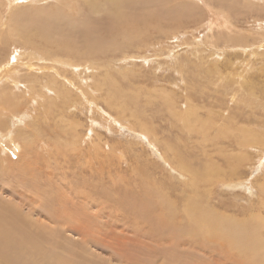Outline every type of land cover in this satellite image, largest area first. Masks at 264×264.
Returning a JSON list of instances; mask_svg holds the SVG:
<instances>
[{
	"label": "rangeland",
	"instance_id": "1",
	"mask_svg": "<svg viewBox=\"0 0 264 264\" xmlns=\"http://www.w3.org/2000/svg\"><path fill=\"white\" fill-rule=\"evenodd\" d=\"M73 1L61 12L75 27L51 32L50 40L55 49L62 37L77 49L86 39L98 44L91 46L98 54L83 65L33 57L24 46L13 52L1 43L0 62L4 54L12 59L0 63V88L10 85L3 89L20 110L5 117L0 133V166L7 179L0 181V204L14 205L45 236L57 230L59 245L44 249L75 263L239 264L244 253L197 231L188 212L194 201L192 208H210L216 217L249 227V236H264V38L262 28L242 22V5L264 16L261 1H235L230 15L235 28L221 32L216 27L224 19L214 0ZM60 4L0 0L2 22L8 24L11 6L53 11ZM209 9L218 12L213 28ZM3 34L16 40L9 29ZM40 73L57 78L65 88L59 92L67 94L51 118L41 104L57 100V94L43 99V92L34 93L39 104L25 100L28 87L45 81ZM0 95L1 110L6 101ZM45 123L52 127L48 132L41 131ZM14 169L24 170L25 181L35 187L17 182L10 175ZM133 198L149 206L140 210ZM50 209L65 220L50 219ZM159 216L166 228L153 230ZM173 249L181 255L170 259Z\"/></svg>",
	"mask_w": 264,
	"mask_h": 264
},
{
	"label": "bare ground",
	"instance_id": "2",
	"mask_svg": "<svg viewBox=\"0 0 264 264\" xmlns=\"http://www.w3.org/2000/svg\"><path fill=\"white\" fill-rule=\"evenodd\" d=\"M12 1L13 0H9V3H11ZM58 1H61V4L59 6L58 5L53 6V9H54L53 11H51V9H49V8L42 7V6L36 7L33 11H29V10H27V11L26 10L25 11H21V10H19L17 8L12 9V6H11L10 9H11V11L13 10V12L9 16L10 19H9L8 24L6 23L7 21L5 23L2 22L3 15L0 13V49H3L1 47V43L2 42L6 43L12 49L13 52L18 47H20V46L23 47L24 46L28 50L27 52L25 50V52L26 53H29V55L30 54L31 55H34L33 57H35V55H36V56H40V58L41 59H44V60H47V59L48 60H58L59 62L64 61L69 66H72V65H75V64H78L79 65L81 63L83 65L84 63H86L87 61H89L90 57H93V56L97 55L98 53H96V49H94L91 46H97L98 44L92 43L88 39H86L85 42H84V44H83L85 47H82L81 49H77L76 47H73L67 41L68 38H66V37H62V38H60L58 40V47H56V48H59V49H55V48L52 47V45H51L52 44V41L50 40L51 32H53V33L61 32L62 27L65 26V25H68V24H69L70 27H75L74 24L70 21L68 15H65V14H63L61 12L62 10H65L66 11L67 7L70 6L71 3L74 2V1L73 0H58ZM214 1L215 2L213 3V5L216 8L220 9V12L223 15V19H224L223 24H221V27H218V26L216 27V30L219 31V32H221L223 30H230V31H232V29L235 28V24L230 21V15L234 14V11H233L232 8L237 4V3H235V1L241 2V3L242 2H245V1H249V3H251V4H255V2H257V0H234V1H231L230 3H229V0H214ZM260 1H261L262 5H263V11L262 10H260V11L262 12V14H264V0H260ZM118 2L121 5V3H123V0H118ZM17 5H18V3H15L13 5V7H15ZM242 8H243L244 11H246V13L242 16V19H243L242 22L243 23H246V24H249L250 22H252V25H255V26L259 27V28H262L263 30L261 32H262V37L264 38V16L261 17L256 11H251L252 8L249 5H242ZM181 9H182V4H180V10ZM65 11H64V13H65ZM114 12H115V17H120L121 16V10L120 9L119 10H115ZM209 12H210V17H211L210 19L212 21V22L210 21V23H211L210 26L213 28L214 25H216V21L218 19V15H217L218 12L212 13V10H210V9H209ZM28 20H30V22L32 24H34L35 26H37V27H32L31 25H29ZM7 29H9L10 32H14L15 37H16V40L17 39L20 40V44L19 45H16V43H15L16 40H14V41L13 40H9L8 39L9 36H3L4 35L3 32L5 30H7ZM118 32H119V30H117L115 33H118ZM122 32H123V30H122ZM131 32H133V31L130 30V31L125 32L128 35V37H126L127 38L126 42H130L131 41L130 35L133 34ZM246 32H247V30H246ZM9 34L11 35V33H9ZM122 39H124V38H122ZM51 52H54V53H51ZM18 53L20 54V52H18ZM4 56L5 57L2 58V60H1L0 63H2L3 61H7L9 59H12V58H10V54H4ZM14 62H16V61H14ZM73 68L76 69V67H73ZM38 71H41V70L39 69V70H37V72ZM53 73H54V75H57V71L56 70ZM39 76H41L42 79H44L45 81L41 82L40 85H39V88H37V89L35 87L36 85L33 86L32 88L28 87L29 89H31V91H29V94L26 95L25 100L26 99H29L31 97L33 99V101H37V103H38V99L41 98V97L38 96L39 95L38 92H43V95H42L43 96V99L45 98V96H46L47 93H52V95L57 94L56 95V97H57L56 99L57 100L50 101V103L48 105H46V104L43 105V103L41 104L43 108L44 107L47 108V110L49 112V115H50V113L55 112L54 110L56 109V106L58 104V101L62 103V100H61L62 98L61 97H64V95H67L65 93L66 90H62L61 92H59L60 89H62V88L65 89V88L62 87V86H60L58 84L57 78H55L53 76H50V75H44L42 73H40ZM28 77H29V75H28ZM20 80H22V79H20ZM23 80L26 81L25 78ZM28 81L29 80H27V82ZM15 82H16V79H15ZM21 82L22 81H20V84H23V82L22 83ZM66 83L69 85L70 84L69 80H67ZM83 83H85V82H83ZM86 86L88 87V85H86ZM4 87L8 89V88H10V85L5 84V85L2 86V88H0V92L4 96V98L2 97L3 99L1 98L2 99L1 101H3V100L6 101V103L1 102L3 108L0 110V133H2L4 131V130L2 131L1 129H3L5 126H7V123H6V120L7 119H5V117H9L12 114H14L15 112H18L20 110L19 102H17L16 100L15 101H12V100H14V99H12L13 95L11 97V95H9V93L6 94L5 93V90H4L5 89ZM68 88H69V86H68ZM68 88H67V90H68ZM18 89H20V88H18ZM14 90H17V89H14ZM11 91H13V90H11ZM69 91L70 90H68V92ZM92 91L94 92V90H92ZM34 93H36L38 95H36ZM14 94L17 95L16 92H14ZM70 95L72 96V98H74L73 95H75V93L72 92V94H70ZM77 96L79 98V95L76 94V97ZM124 101L126 102L125 99H124ZM47 102L48 101L46 100L45 103H47ZM39 103H41V101ZM76 104H77V102H76ZM41 105H38V108ZM92 105H93V103H92ZM59 107H61V106H59ZM21 108H22V106H21ZM29 108H30V106H29ZM31 109H35V108L33 107ZM61 109H62V107H61ZM122 110H124V108H122ZM41 111H42V109H41ZM38 113H39V110H38ZM32 114H34V113H32ZM42 114H45L47 117L49 116L48 113H47V111L44 112V113H42ZM52 115H54V113ZM191 115H192V113L190 112V110H188L187 113H186V116H191ZM47 117H45V118H47ZM21 118L22 117H20V119ZM37 118L42 119V116L41 117L38 116ZM50 118H51V115H50ZM42 121H41V123H42ZM74 122H75V120H74ZM56 126H58V125H56ZM43 127H44V129H41V131H46V132L49 131L48 130V127H50L49 124L45 123L43 125ZM59 127H62V126H59ZM50 128H52V127H50ZM51 130H53V129H51ZM57 130L60 131V132L62 131L59 128ZM36 131H38V130L36 129ZM16 132H18V131H16ZM12 133H13V131H12ZM32 133H34V132H32ZM41 134L42 135H45L43 133H41ZM34 139L37 140L36 138H34ZM35 140L32 143L33 145H34V142H36ZM6 141H8V140H6ZM26 142H27V140H26ZM59 142H61V141H59ZM39 143H40V141H39ZM57 145H59V143ZM26 147H29L27 143H26ZM30 147H32V146L30 145ZM30 147L29 148H26L29 152L31 151L30 150ZM63 149H65V148H63ZM33 150L34 149H32V151ZM43 150H41V151L43 152ZM49 150H53V149H48V151ZM14 152H17V151L14 150ZM35 153L36 152L33 151V154H35ZM22 154H24V153H22ZM46 155H47V153H46ZM181 160H183V159H181ZM180 164H181V166L186 165V163L184 161H182ZM18 165H16V166H18ZM207 166H208V164H207ZM1 167L2 166H0V181H4V180L7 181V179H5L4 175L1 172ZM14 171H15V169H14ZM26 174L27 173H25L24 170L18 169L17 171L12 172L10 175L13 176L14 179L17 182L18 181H21V183L23 182V183H25V184H27V185H29L31 187L33 186V188H34L35 187L34 184H32L31 182H28L27 179L25 181V175ZM207 174H209V173L207 172ZM13 177H12V179H13ZM210 178H211V176H210ZM195 183H196V181H193V184H195ZM24 187H25V185H24ZM133 200H134L135 205L140 210H144V208L146 209L149 206V204L147 203V200L146 199L133 198ZM161 200H163V198H161ZM1 202L4 205L0 204V263H2V264L3 263L4 264H84V262H82V261H76V263H75V262L67 259L66 257H63V256H61L58 253L53 252V251H48L47 252L44 249V246L47 247L48 249H50L51 247L54 248L55 246L59 245V244H57V245L55 244L54 238L61 237L60 233L56 230L55 233L52 232V234H53L52 236H51V234H46V236H45V233L41 232V229H40V231L39 230H36L35 229L36 227L34 228V226H32V223L30 225L28 223V221H26L25 218L23 217V214L19 213L18 212V209L14 205H9L7 202H4V201H1ZM166 202L167 201L165 200V203ZM194 204H195V202L192 201L191 202L192 207L194 206ZM48 206H50V205H48ZM192 207H191V211L188 212V215H189L190 219L192 220V222L194 223V225L196 226V230L197 231H200L202 233L204 232V235H210V234H212L213 238L215 236L219 237L220 239L222 238L223 239V240L221 239L222 242L224 241L230 247H235L236 250H238L241 254L244 253L243 254L244 255V258L240 262H238L239 264L240 263L241 264H264V236H261L260 234H254L253 237L249 236L248 235V231L250 230L249 227L241 225V222L238 221V220L237 221L234 220V221L231 222L230 219L227 218V217H225V216L224 217L223 216L216 217L215 214H214V211H212L210 208H206V210L205 209L203 210L201 208H198L196 210V209H194ZM48 214H50L49 218L52 219V220H54V221L65 220V219H57L59 217L58 216V213H57V210L54 212L53 210L50 209ZM164 221H165V219L164 218H161V216H159L158 218L154 219L155 227L153 228V230H155L156 228H158L159 231L165 229L166 227H164L163 224H162ZM227 221H229V222H227ZM172 234H174V233H172ZM176 238H177V236H176ZM127 253H130V252L127 251ZM169 253H170V259H172V257L178 256V254L180 252L178 250L174 251V249H173L171 252L169 251ZM240 253H239V255H240ZM38 255H40V256H38ZM179 255H181V253ZM237 256H235V257H237ZM128 257L131 259V255L128 256ZM241 258H242V256H241ZM130 261H132V260H130ZM131 263L134 264L133 262H131Z\"/></svg>",
	"mask_w": 264,
	"mask_h": 264
}]
</instances>
